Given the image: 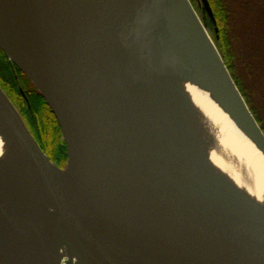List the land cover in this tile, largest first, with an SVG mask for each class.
I'll list each match as a JSON object with an SVG mask.
<instances>
[{"label":"water","instance_id":"obj_1","mask_svg":"<svg viewBox=\"0 0 264 264\" xmlns=\"http://www.w3.org/2000/svg\"><path fill=\"white\" fill-rule=\"evenodd\" d=\"M198 6L215 24L208 0ZM206 36L214 44L190 0H0V48L53 113L67 151L64 167L49 160L0 87V136L33 168L17 183L0 174V264H55L44 188L88 264H264V225L179 176L119 100L116 52L152 77L194 64L264 152V133Z\"/></svg>","mask_w":264,"mask_h":264},{"label":"bare ground","instance_id":"obj_2","mask_svg":"<svg viewBox=\"0 0 264 264\" xmlns=\"http://www.w3.org/2000/svg\"><path fill=\"white\" fill-rule=\"evenodd\" d=\"M205 40L220 63L214 44L208 36ZM114 55L125 80L119 93L121 104L177 174L215 202L242 211L264 225V152L230 118L197 67L191 64L177 76L152 77L125 52ZM134 76L138 84L126 83ZM30 171L33 168L17 145L0 136V174L17 183ZM44 192L39 207L54 263L61 264L70 256L78 264H88L65 235L64 224L45 188Z\"/></svg>","mask_w":264,"mask_h":264},{"label":"trees","instance_id":"obj_3","mask_svg":"<svg viewBox=\"0 0 264 264\" xmlns=\"http://www.w3.org/2000/svg\"><path fill=\"white\" fill-rule=\"evenodd\" d=\"M208 2L215 24L210 21L203 9L200 10V17L205 27L212 33V40L223 62L264 133V0H208ZM6 58V54L0 48V81L2 76L13 81L14 71L20 73V70L16 65L7 64ZM36 94L38 103L34 105L35 112L28 115L30 129L46 155L48 157L52 155L58 164L64 163V159L60 160L58 155L60 153L62 156L66 155V145L60 127L41 95L37 91Z\"/></svg>","mask_w":264,"mask_h":264},{"label":"rangeland","instance_id":"obj_4","mask_svg":"<svg viewBox=\"0 0 264 264\" xmlns=\"http://www.w3.org/2000/svg\"><path fill=\"white\" fill-rule=\"evenodd\" d=\"M190 2L192 4L193 8L195 9V11L197 12L198 16L200 17V15H201L200 10L202 9V7L198 6V0H190ZM200 19H201V17H200ZM201 21H202V19H201ZM206 31L209 34V36L211 37L212 33L210 32V30H208L206 28ZM211 39H212V37H211ZM5 61H7L6 62L7 64L9 63L10 65H15L13 62H11V60H9L8 56L5 59ZM9 69L13 73V70L10 67H9ZM2 77H1L2 82L0 81L1 82L0 84H2V85L0 87L6 93V95L11 100V102L14 104V106L18 110L19 114L21 115L23 121L25 122L26 126L28 127L29 131L33 135L32 131L30 129L28 117L30 116V113L35 112V109H34L35 106L34 105L38 103L37 102L38 97L36 94V91L38 92V90L31 83V81L25 76V74L22 73L21 71H20V73L14 71L13 81H10L9 79H6L4 77H3L4 78V81H3ZM31 104H33L32 107H31ZM61 136H62V134H61ZM53 150H54V152H57V151H55V149H53ZM53 150H51V151H53ZM58 155H59L60 160L64 159V163L58 164V162L53 158L52 155H50V157H48V155H47V157L49 158V160H51L57 166L64 167L66 164V160H67V151H66L65 156H62V153H60ZM61 264H78V263L75 262L70 256L69 257L67 256V258H65Z\"/></svg>","mask_w":264,"mask_h":264}]
</instances>
